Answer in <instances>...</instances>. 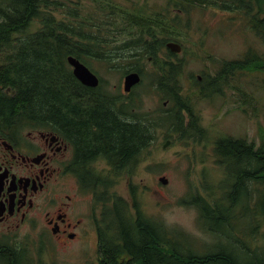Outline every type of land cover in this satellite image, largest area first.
<instances>
[{"label":"trees","instance_id":"1","mask_svg":"<svg viewBox=\"0 0 264 264\" xmlns=\"http://www.w3.org/2000/svg\"><path fill=\"white\" fill-rule=\"evenodd\" d=\"M172 1L181 4L180 12L187 15V21L192 10L188 3L193 8L209 6L237 11L242 18H246L248 28L264 43V0ZM59 4V0H0V85L15 89L14 95L0 89V119L14 122L28 120L36 126L59 131L64 116H67L65 118L71 119L69 127L73 136L89 139V142L96 141L97 148L106 149L112 154L110 158L115 163L129 161L150 137L148 131L139 123H134L135 120L125 122L124 118L112 111L110 103L102 99L97 100L94 111L86 110L92 107L96 95H100L93 89H85L80 93H95L92 96L94 98L88 99L85 104L81 99L69 97L74 95L73 89L68 90L69 81L78 92L81 89L74 83L72 73L64 72L67 69L66 57L80 56L79 48H83V55L95 56L104 65L110 55L116 52L121 54L118 48L142 42L144 48L134 57L145 59L152 55L156 59L159 46H164L170 40H180V31L175 28L179 15H173L169 20L166 14L164 21L156 17L151 23V16L127 18L123 11H117L126 23H133L138 29L123 30L118 15L116 23L110 22L108 17L104 27L96 26V31L80 33L76 27L55 19L52 10ZM19 34V37H15ZM64 35L71 42L64 41ZM144 35H149L148 41ZM249 51L253 56L256 54L252 48ZM257 67L258 64H254L252 69ZM157 70L162 71L163 67ZM81 103L85 109L76 111L75 104ZM75 119L80 123H75ZM179 122L182 123V119ZM94 125L98 128L96 132L92 130ZM199 135L197 130L190 128L177 131L179 140ZM222 138L221 146H214L216 157L226 166L235 164L232 169L228 167L225 170L223 181L230 184L238 179L241 182L247 176L249 179L251 175L257 174L258 206L251 216L252 227L239 236L234 225L230 224L233 220L231 217L236 218L229 211L238 205L240 197L237 194L230 198L223 197L222 200L227 204L218 208L196 195L191 203L199 210L205 233L213 239L210 244L197 243L193 235L182 227L152 219L143 212L138 205L140 201L135 187L131 189L132 208L123 197H105L101 187L97 191V200L99 203L105 200L106 203L100 205L105 208L109 204L110 212L107 210L106 218L102 219L107 229H100L99 247L109 262L111 259L110 264H264V242L257 247V257L256 247L249 248L256 236L264 238V146L247 148L245 139ZM139 162L136 156L130 164ZM242 163L246 165L243 169L240 167ZM252 163L257 165L255 173L251 169ZM98 184L105 186L103 183ZM238 185L236 183V188ZM224 192L228 195V191ZM211 220L226 226L216 227L211 224ZM226 242L229 243L228 247H225ZM192 244H198L202 250L193 251ZM245 253L249 255L248 260L243 255Z\"/></svg>","mask_w":264,"mask_h":264},{"label":"rangeland","instance_id":"2","mask_svg":"<svg viewBox=\"0 0 264 264\" xmlns=\"http://www.w3.org/2000/svg\"><path fill=\"white\" fill-rule=\"evenodd\" d=\"M59 6L55 5L52 10L57 21H62L66 25L74 26L80 33L96 31L95 27H104L109 17L110 22L116 23L119 20L123 30H137L138 26L133 23H126L121 13L129 18L134 11L137 17L145 15L144 12H138L137 9L144 8L146 12L151 13L150 22L156 17L163 18L165 14L178 16V24L175 28L180 31V40L186 48L183 55L187 62L181 78L187 72L195 71L202 67V63L210 59L211 70H216L221 62L230 60H240L246 54L249 55V48H252L256 54L254 57L264 59V43L248 28L244 18L240 14H227L216 12L212 9L198 6L194 7L188 3L191 10L190 25L185 29L182 24L181 15L187 16L180 12L181 4L174 3L172 0H59ZM173 9L169 13L167 9ZM119 11V12H117ZM119 15V16H118ZM171 24H174L171 22ZM114 26V25H112ZM35 29L33 26L32 31ZM21 34L16 35L19 37ZM64 41L71 42L66 35ZM189 40V44L183 41ZM209 54L212 56L209 57ZM90 68L92 65L100 77L105 81L108 90L103 94L110 92L115 93L113 84L121 83V74L115 70L107 72L105 68L96 60L87 58ZM151 62L147 60L145 69L150 68ZM196 66V67H195ZM66 69L64 72H69ZM148 75V81L152 73L145 71ZM264 72V71H263ZM262 72L248 70H234L226 76V82L229 87L234 88L236 92L229 91L226 93V100L219 109H207V104L201 106V102L194 103L195 108L201 116V123L205 129L206 135L195 136L193 138L178 139L172 146L162 147L166 136L162 132H157L153 122L155 120L152 111L157 110L161 104L154 95V87L150 84L143 87L146 94L139 95V99L133 100L131 108L135 107L134 115L138 116V110H142L145 116L144 128L149 133V138L141 146V160L139 163L131 164L129 172L127 170L117 172L110 178L107 177L106 171H99V181L105 186L102 187L104 196L108 197L115 193L124 199L130 197L132 202L131 189L136 188L141 209L150 218L163 220L169 225L182 227L185 231L192 234L195 242L201 244H210L213 239L205 233L204 224L200 217L197 206L191 203L196 195H200L209 205L220 207L227 204L222 200L226 195L225 190L228 184L223 181V168L216 162L214 155L213 141L223 135L233 137H244L248 141L255 142L259 147L261 139L264 138V78ZM146 77V78H147ZM264 77V75H263ZM155 77H152L154 81ZM263 82V83H262ZM69 88L73 89L74 99H82L80 93L69 81ZM152 83V82H151ZM67 90V93H69ZM69 94H67L68 97ZM235 101H238L239 107ZM233 105V106H231ZM112 111L113 108L110 106ZM85 106L75 104V110L80 111ZM86 110L94 109L88 107ZM114 112V111H113ZM211 126L214 133L207 134L206 127ZM37 127V126H36ZM169 133V132H168ZM171 140L170 138H168ZM171 144V143H169ZM103 167L98 163L97 168ZM161 177L166 182H161ZM160 180V181H159ZM138 184V186H136ZM97 185L93 186L95 189ZM219 185V186H218ZM92 192H84L83 200L75 209L69 212L72 220L82 218L85 235L77 241L70 242L71 248H57L54 239L49 235L46 246L43 242H36L37 247L27 249V255L34 251L35 261L46 264H101L98 258L103 254L97 242L96 229L100 239V229L106 231L107 225L102 224V219L106 218L109 211V204L105 207L95 206L98 211L94 217H89L93 206ZM86 194V195H85ZM106 203L105 200L99 204ZM238 206V205H237ZM230 208L232 215H239L244 210L240 207ZM256 197L253 207L257 208ZM94 208V207H93ZM110 212V211H109ZM111 214V213H110ZM252 208L245 211L240 217L234 218L230 224L234 225L236 233L241 236L252 227ZM232 218V217H231ZM216 227L226 225L220 224L216 220L210 221ZM95 226V227H94ZM247 238V236H246ZM264 242L262 236H256L249 248L256 247L255 257H257V247ZM225 247L229 243H225ZM193 251H200L202 248L198 244H192ZM249 257L248 254H243ZM123 260H126L123 258Z\"/></svg>","mask_w":264,"mask_h":264},{"label":"flooded vegetation","instance_id":"3","mask_svg":"<svg viewBox=\"0 0 264 264\" xmlns=\"http://www.w3.org/2000/svg\"><path fill=\"white\" fill-rule=\"evenodd\" d=\"M158 48L157 58L150 55L147 60L154 63L148 68L155 77L150 82L154 87V95L162 103L157 109L159 127L176 135L181 124L184 129L197 130L205 136L201 116L194 103L200 101L201 106L207 104V109H219L225 102L223 100L227 99L226 93L236 90L226 85L220 70H211L210 59L204 61L202 67L195 71L187 72L182 79L187 62L183 56L186 48L182 46L178 51H171L166 45ZM127 59L129 62L112 66L114 70H121L122 81L111 86L115 88V93L110 94L111 96L103 95L108 87L99 74L91 69L99 78L91 89L100 93L91 105L95 108L97 100L102 99L110 103L118 117L124 118L125 122H131L128 111L130 100L133 102L140 99L139 95L146 94L142 90L147 78L145 68H137L142 62L141 57ZM161 66L163 70L158 71ZM130 72L140 73L141 79L135 82L126 81ZM78 82L82 89L90 87L79 80ZM0 89L4 88L0 85ZM7 91L15 94V89ZM80 97L86 98L83 95ZM235 102L239 107L238 101ZM65 117L67 116H64L59 131L36 127L28 120L14 122L0 119V264H46L37 263L36 255L33 256L34 251L27 255V249L37 247L36 242H43L46 246L49 235L59 246L57 248H71L70 242L87 236L83 227L84 220L78 218L74 221L69 217V212L83 200V193L92 192V196H96L93 197V206L90 204L89 217L97 215L95 206L102 207L97 200V190L93 188L99 181L98 172L106 171L110 178L120 171L129 172L130 162L136 156L141 159L139 147L131 160L115 163L110 158L112 154L104 148H97L96 141L89 142V139L82 140L73 136L69 127L71 119ZM179 119H182V123ZM74 122L80 123L78 119ZM134 123L141 125V120ZM212 129L211 126L206 127L207 131ZM92 130L96 132L98 128L94 125ZM221 142L222 140H214L213 146H221ZM244 145L248 148L254 146V143L246 141ZM98 163L103 167L97 168ZM240 167L243 169L246 165L242 163ZM251 169L255 173L257 165L252 163ZM256 177L257 174L251 175L250 181L248 176L244 181L237 180L238 188L241 185L240 192L245 197L250 192L255 199ZM252 203L253 201L250 206L253 208ZM96 234L98 237L97 229ZM98 261H107L106 264H110L102 256Z\"/></svg>","mask_w":264,"mask_h":264},{"label":"water","instance_id":"4","mask_svg":"<svg viewBox=\"0 0 264 264\" xmlns=\"http://www.w3.org/2000/svg\"><path fill=\"white\" fill-rule=\"evenodd\" d=\"M167 47L171 51H178L180 49V46L175 42L167 43ZM68 61L74 67L73 69L74 74L77 77H79L84 83L89 84V85H95L97 83V78L94 76V74L91 73V71L85 65L80 63V61H78L72 56L68 58ZM139 78L140 76L138 73L132 72L126 76V81L135 82V81H138ZM168 143L169 141H167L164 146H166ZM161 180L164 183L166 182V179L164 178H161Z\"/></svg>","mask_w":264,"mask_h":264},{"label":"bare ground","instance_id":"5","mask_svg":"<svg viewBox=\"0 0 264 264\" xmlns=\"http://www.w3.org/2000/svg\"><path fill=\"white\" fill-rule=\"evenodd\" d=\"M82 91H84V90L81 89V92H82ZM85 92H86V91H85ZM88 94H89V93L86 92V94H85V95L83 94V96H85L87 99L94 98V97H92V96H93L95 93H94L93 95H92V94H91V95H88ZM97 97H98V95H96L95 99H97ZM95 99H93V100H95ZM214 132H215V131H207V134L211 136V134L214 133ZM205 135H206V133H205ZM220 138H222V136H221V137H218L216 140H219ZM220 140H221V139H220ZM248 259H249V257L247 258V260H248ZM110 262H111V259H110Z\"/></svg>","mask_w":264,"mask_h":264}]
</instances>
